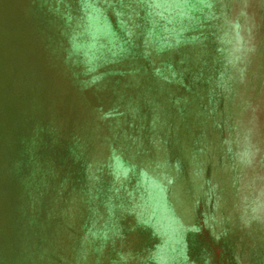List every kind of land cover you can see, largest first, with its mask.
Wrapping results in <instances>:
<instances>
[{"label":"rangeland","instance_id":"obj_1","mask_svg":"<svg viewBox=\"0 0 264 264\" xmlns=\"http://www.w3.org/2000/svg\"><path fill=\"white\" fill-rule=\"evenodd\" d=\"M68 1L70 8L76 7V1ZM211 4L214 27L210 29L208 21L196 32L190 29L195 18L186 20L185 15L172 25L173 18L184 14L162 11L168 23L163 30L158 27L157 35L165 47L153 57L161 67L158 56L187 54L172 60L185 69L184 86L177 80L158 89L147 66L136 72V81H129L132 65L119 60V51L114 58L107 52L100 59L97 73H108L105 79L91 80L88 71L82 80L72 73L78 66L67 63L72 66L68 68L62 62L65 45L54 50L61 64L50 62L46 69L53 82L35 95L41 97L38 105L47 108L49 127L51 120H60V125H55L57 135L48 137L49 148L43 146L42 154L30 142V148L35 146L36 167L44 173L38 191L50 193L48 208L41 200L34 204L43 206L47 218L41 233L55 234L59 241L68 237L62 235L72 221L84 223L85 209L95 207L99 212L106 207L98 196L93 199L95 188L101 186L111 196L113 212L95 215L94 225L103 238L98 235L94 249L90 244L85 248L87 264H264V0H212ZM77 16L79 12L72 18ZM183 33L190 38L210 35L190 43L174 42ZM151 60L130 58L136 67ZM171 68L166 65L176 79L177 70ZM114 79L119 80L117 92L111 87ZM122 83L127 85L124 90ZM133 97L138 103L127 106V99L133 102ZM123 98L126 105L119 101ZM67 116L76 117L77 124L64 123ZM124 154L144 168L152 164L150 170L138 176L114 159L111 171L109 156L127 158ZM160 163L171 172L170 196L184 215L174 225L161 212L167 209L165 193L156 190L159 185L163 188ZM154 171L158 183L147 177H154ZM112 186L118 191L114 193ZM74 254L72 250V258Z\"/></svg>","mask_w":264,"mask_h":264},{"label":"trees","instance_id":"obj_2","mask_svg":"<svg viewBox=\"0 0 264 264\" xmlns=\"http://www.w3.org/2000/svg\"><path fill=\"white\" fill-rule=\"evenodd\" d=\"M74 1H76V7L70 8L68 0H0V150L3 151L0 153V264H53L54 261H57L55 264H87L85 248L90 244L91 249H94L95 243L99 240L98 235L101 239L103 238L102 232L98 233L96 229L98 226L95 227L94 225L95 215L101 212L107 214L113 212L110 209L113 199L111 196H106L104 189L99 186L94 190L93 199L98 196L101 204L106 206L104 209L102 208L103 210L96 212L95 207L94 209L92 207L85 209L86 217H81L85 220L84 223L82 224L80 219L79 221H72V225H67L69 229L67 233L65 235L60 234L65 237L68 236L64 237L65 239L56 241L59 237L55 234L41 233L43 223L47 222V218L44 220L43 211L45 210L41 204L49 207L47 199H49L50 193L47 192L46 195H43L42 192L38 191L37 186L42 184L41 180L44 173L36 167L35 146L30 148V142L32 145H37L36 152L39 147L37 153L42 154L43 146L47 150L49 148L47 147L49 146L47 144V142L49 143L48 137L57 135L58 131L55 125H60V120L59 123L56 120L53 123L51 120L49 127L45 118L47 108L44 105H41L43 107L38 105L41 97L35 95V92L39 93L43 85L44 89L47 90L48 82H53L46 67L51 63L53 65L61 64V61L53 56L54 50L58 52L60 46L65 45L62 50L63 55H61L62 62H66L65 65L68 68H72L71 65L78 66L76 70L71 72H76L77 76L79 74L82 80H85L84 75L88 71H90L88 74H91V80L97 79L96 81H98L104 76L105 79L108 73L106 75L97 73V69L102 65L100 59L104 60L107 52L114 58L116 52L119 51L122 53L119 55V60L126 59L129 65H132L129 81H136V72L147 66L151 76L156 79L155 84L158 89L160 87L165 88L168 86L166 84L177 80L181 81L180 84L184 86L182 80L186 81L185 69L180 64H174L172 60L186 58L187 54L175 53L174 57L160 55L158 58L162 61L161 67H159L160 63H156V59L153 57L161 54L163 52L161 50L165 47L162 36L157 35L159 28L168 23L164 20L162 11H178L184 14L176 16L177 18H173L175 17L174 14H168L171 16L170 19H174V21L172 19V25L182 20L181 18L185 15L186 20L195 18V25H193L194 21L190 22L193 25L190 28L191 31H195L196 28H200L208 21V27H211L210 29L214 27L213 23L211 26V21L215 19L214 10L211 9L212 0ZM42 10H46L47 13ZM78 12L79 17L72 18V15L75 16ZM50 13L56 14V16L49 17ZM39 15L42 16L39 17ZM37 18H40L43 23ZM203 27L206 25L201 28ZM179 30L181 32V27ZM207 35L210 34L201 33L197 36L193 34L190 38L189 34L186 37L183 33L182 35L179 34L180 37L174 39V42H195ZM146 38L148 39L146 40ZM212 44L215 43L212 42ZM16 45L17 48L13 49ZM142 50L148 51L145 54V51L143 53ZM74 52H76V57L73 55ZM49 56L52 58L50 57L48 60L47 57ZM136 56H146L152 60L144 66L136 67L134 62L130 61V58ZM111 60L113 59L109 58V61ZM166 65L177 70L178 79L168 73ZM160 72L163 76H157V74L160 75ZM75 81L74 83L78 82L77 85L80 84V79L79 81L75 79ZM110 81H112L111 87L115 89L119 80ZM121 87L124 90L127 87L126 83H122ZM117 91H119L118 88L115 89V92ZM65 97L69 98L68 96ZM43 100L45 99L43 98ZM119 101L125 105L129 102L127 106L133 107L138 103V98H132L134 103L128 99L126 102L125 98ZM155 105L158 103L155 102ZM134 116L138 117L139 115L134 114ZM30 119L31 124L27 126ZM63 120L68 126L77 124L76 117L73 118V116H67ZM32 156L34 157L33 163ZM114 159L121 161L123 167L130 168L138 176L140 173L145 174L152 166L150 164L144 168L142 164L140 166L129 156L123 158V155H112V157L109 156L107 165L111 171L114 169ZM160 165L164 169L160 173L163 188L160 189V185H157L156 190L165 193L164 204L167 205V209H162L161 212L174 225L178 223L179 218L184 219V215L180 214L177 207H174L175 198L170 196L169 190L173 180L171 172L166 171L168 169L164 164L160 163ZM49 167L53 171L52 163ZM155 174L154 171V177L150 174L147 177L154 178V181L158 183L159 178ZM55 185L57 183L51 187L55 189ZM112 189L114 193L118 191L113 186ZM3 194L4 196H2ZM151 196L154 197L155 194L152 193ZM36 199L41 200V204L35 205ZM117 204L119 205V202H116ZM156 207L154 208L156 209ZM151 212L152 216L156 218L153 208ZM72 250H75L73 258ZM58 254L61 258L57 260L54 257H57Z\"/></svg>","mask_w":264,"mask_h":264}]
</instances>
